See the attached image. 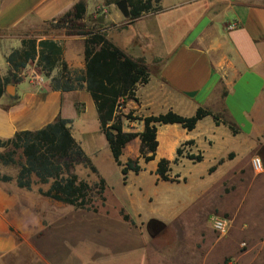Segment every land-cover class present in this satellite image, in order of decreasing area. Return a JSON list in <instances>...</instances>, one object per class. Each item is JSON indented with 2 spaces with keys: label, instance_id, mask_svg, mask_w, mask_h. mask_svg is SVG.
Wrapping results in <instances>:
<instances>
[{
  "label": "crops",
  "instance_id": "1",
  "mask_svg": "<svg viewBox=\"0 0 264 264\" xmlns=\"http://www.w3.org/2000/svg\"><path fill=\"white\" fill-rule=\"evenodd\" d=\"M78 1L0 0V77L12 72L9 53L19 48L23 39L31 38L36 43L53 41L60 49V60L70 69H84L83 37L59 34L56 29L61 27L53 26ZM83 1L86 8L81 23L100 30L131 59L148 68V82L136 87L135 98L125 100L122 113L144 117L173 110L190 116L201 107L222 114L221 121L237 128L233 134L210 115L198 120L192 130L178 123L157 125L155 158L148 161L154 163V172L160 158L172 161L176 149L187 140L193 144L183 146V150L200 153L202 160L208 152L214 174L234 168L241 155L244 159L259 158L264 170V0H158V11L144 12L134 19L121 14L116 7L118 0ZM40 24L51 26V34H34ZM229 24L235 26L229 29ZM31 61H38V67L48 75L58 65L48 69L37 54L18 72L15 98L5 91L0 97V139L40 129L61 117L70 120L71 135L90 159L109 148L90 93L85 89H52L50 78L42 77L36 69L34 80L25 74ZM122 128L140 132L143 123L123 120ZM139 147L136 137L120 155L121 162L139 158L142 169L138 173L148 163L140 157ZM183 160L188 159L181 157L177 163ZM18 169L16 164L0 161V174L11 177L0 180V264H118L117 260H107L124 255L132 258L133 254L148 257L141 264H164L154 256L157 247L149 243L146 229L149 221L161 219L141 216L145 193L139 185L117 195L114 213L104 205L91 211L40 194L39 189L47 190L49 183H39L35 177L30 189L18 187ZM97 170L105 181V196L109 183ZM138 173L128 171L122 183L127 185L130 175ZM155 177L161 180L156 173ZM82 240L103 243L105 253L95 243L82 246ZM140 247L143 250L137 253ZM80 248L86 255H76Z\"/></svg>",
  "mask_w": 264,
  "mask_h": 264
},
{
  "label": "trees",
  "instance_id": "2",
  "mask_svg": "<svg viewBox=\"0 0 264 264\" xmlns=\"http://www.w3.org/2000/svg\"><path fill=\"white\" fill-rule=\"evenodd\" d=\"M153 2L155 0H127L128 18L134 19L144 12L158 11L159 6L153 5ZM85 8L84 1L79 0L71 10L53 23L56 27L74 28L76 30L71 33L83 37L84 69H70L62 61L57 75L50 78V86L55 90L85 89L90 93L98 114L100 129L114 162L120 167L122 181L125 183L128 171L138 173L142 169L139 158H128L125 162L120 160L122 150L129 141L136 137L140 139V157L148 162L155 158L157 125L178 123L183 128L192 130L197 121L204 116H212L216 123L221 119L217 114L201 107L190 116L178 114L173 110L144 117L134 116L131 112L122 113L119 106L123 107L126 99L135 98V89L138 85L148 82V68L143 62L131 59L100 30L86 27L81 23ZM37 54L40 62L49 65L48 69L60 61V49L53 41L40 40L36 43L32 38L23 39L21 46L12 50L7 56L12 72L3 78L0 77V97L4 94L7 84H14L20 79L18 72L28 61L34 60ZM45 73L48 76L47 71ZM123 120L142 121V131H124ZM221 122L226 124L233 134L237 133L233 123L225 120ZM191 144L193 140H187L181 146ZM181 146L176 149V156L172 161L166 158L157 161L155 173L161 180H177L179 175L172 177L169 174L170 164H176L181 157L194 163L202 160L200 153H183ZM0 161L5 165H18L15 179L18 187L30 189L35 177L39 183H49L48 189L45 191L39 189V193L53 200L76 209L91 211H97L98 205L95 204L97 201L100 205L104 204L105 181L100 177L97 168L81 145L71 135L69 119L58 117L40 129L24 130L16 132L10 138L0 139ZM221 162L222 159L218 161ZM76 164L88 168L98 180L89 184L78 178L73 172ZM214 168L215 166H211L209 171ZM10 179V176L0 174L1 181ZM124 218L127 219V216Z\"/></svg>",
  "mask_w": 264,
  "mask_h": 264
},
{
  "label": "rangeland",
  "instance_id": "3",
  "mask_svg": "<svg viewBox=\"0 0 264 264\" xmlns=\"http://www.w3.org/2000/svg\"><path fill=\"white\" fill-rule=\"evenodd\" d=\"M153 5H158V0ZM40 25L34 34H51V26ZM56 30L59 34L70 35L76 29L61 27ZM61 62L47 76L38 67V61H31L25 74H30L35 80L36 69L41 71L42 77L51 78L57 75ZM217 115L223 118L222 114ZM185 152L188 151L183 150ZM241 156L237 158L234 168H225L215 174L213 170L209 171L212 161L208 152L200 162L183 160L181 163H171L169 174L172 177L179 175L174 181H157L154 163L148 162L144 171L130 175L127 185L122 183L120 169L113 162L108 147L92 156L91 160L105 174L109 183L103 205L110 212L114 213L118 208L119 193L128 189L133 191L138 185L142 188L145 196L141 203V216L158 217L162 223V228L150 235L149 239V243L157 247L153 254L159 261H164V264H264V170H254L252 157L244 159ZM73 172L89 184L98 180L95 174L81 164H76ZM95 204L98 208L103 206L99 201ZM214 214L228 219L226 234L221 235L212 229L210 219ZM81 243L82 246L95 243L102 254L106 251L105 245L100 242L85 243L82 240ZM81 249H76V255H86L81 253ZM142 250V247L136 249L137 253ZM120 257L108 258L107 261L141 264V261L148 260L146 256L139 258L138 254H133L132 258L130 255Z\"/></svg>",
  "mask_w": 264,
  "mask_h": 264
},
{
  "label": "built area",
  "instance_id": "4",
  "mask_svg": "<svg viewBox=\"0 0 264 264\" xmlns=\"http://www.w3.org/2000/svg\"><path fill=\"white\" fill-rule=\"evenodd\" d=\"M235 26V24H229L227 28L232 29ZM41 79H37V83H40ZM119 109L120 106H119ZM251 165L254 170L261 171L262 170V163L259 158L254 157L251 159ZM211 227L214 231L217 233L224 235L228 231L229 228V221L226 217L214 214L211 216Z\"/></svg>",
  "mask_w": 264,
  "mask_h": 264
},
{
  "label": "water",
  "instance_id": "5",
  "mask_svg": "<svg viewBox=\"0 0 264 264\" xmlns=\"http://www.w3.org/2000/svg\"><path fill=\"white\" fill-rule=\"evenodd\" d=\"M116 7L118 8V10L121 12V14L124 16V17H128L129 16V7H128V4H127V0H118L116 2ZM5 93L10 97V98H14V93H15V86L14 84H7L6 87H5ZM152 221H156V220H152ZM151 221H149L147 224H146V229L148 231V233L152 236L154 235L157 231H154L149 229V224H150ZM160 222V221H158ZM161 223V222H160Z\"/></svg>",
  "mask_w": 264,
  "mask_h": 264
},
{
  "label": "flooded vegetation",
  "instance_id": "6",
  "mask_svg": "<svg viewBox=\"0 0 264 264\" xmlns=\"http://www.w3.org/2000/svg\"><path fill=\"white\" fill-rule=\"evenodd\" d=\"M162 228V223L158 221H151L149 224V229L154 231H157L158 229Z\"/></svg>",
  "mask_w": 264,
  "mask_h": 264
}]
</instances>
